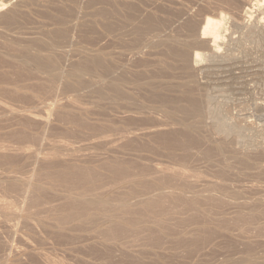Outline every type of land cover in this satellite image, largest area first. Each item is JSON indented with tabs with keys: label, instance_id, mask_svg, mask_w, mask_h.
<instances>
[{
	"label": "rangeland",
	"instance_id": "rangeland-1",
	"mask_svg": "<svg viewBox=\"0 0 264 264\" xmlns=\"http://www.w3.org/2000/svg\"><path fill=\"white\" fill-rule=\"evenodd\" d=\"M226 1L0 0V264L264 258V0ZM193 24L220 43L187 70L156 45Z\"/></svg>",
	"mask_w": 264,
	"mask_h": 264
},
{
	"label": "bare ground",
	"instance_id": "bare-ground-1",
	"mask_svg": "<svg viewBox=\"0 0 264 264\" xmlns=\"http://www.w3.org/2000/svg\"><path fill=\"white\" fill-rule=\"evenodd\" d=\"M221 1V0H220ZM230 1V0H229ZM228 1V2H229ZM232 1V0H231ZM234 1V0H233ZM236 1V0H235ZM254 1V0H253ZM256 1V3L259 5V2H260V0H255ZM7 2V1H6ZM35 2V1H34ZM225 2H227L226 0H225ZM33 3V2H32ZM2 4H4V3H2ZM22 4V3H21ZM29 5H30V3H29ZM131 6H133V5H131ZM257 6V5H256ZM0 7H1V5H0ZM137 7V6H136ZM136 7H132V8H136ZM252 8V7H251ZM130 10H133V9H130ZM137 10V9H136ZM252 10V9H251ZM12 11V10H11ZM8 12H10V11H8ZM54 12H56V11H54ZM131 12H133V11H131ZM135 12V11H134ZM133 12V13H134ZM14 13V12H13ZM20 13V12H19ZM60 13V12H59ZM58 13V14H59ZM132 13V14H133ZM5 14V13H4ZM22 14V13H21ZM104 14V13H103ZM9 15V17H10V14H8ZM47 15V14H46ZM2 16V15H1ZM49 16V15H48ZM132 16H134V15H132ZM16 17V16H15ZM50 17V16H49ZM53 17V16H52ZM64 17V16H63ZM135 17V16H134ZM3 18V17H2ZM54 18V17H53ZM13 19H15V18H13ZM52 19V18H51ZM7 20H9V19H7ZM61 20V19H60ZM9 21H11V20H9ZM19 21V20H18ZM51 21V20H50ZM57 22H58V20H56ZM56 21H55V23H56ZM153 21H154V18H150L149 19V21H148V23H149V25L150 26H152V23H153ZM8 22V21H7ZM53 22V21H52ZM60 22V21H59ZM58 22V23H59ZM71 22V21H70ZM10 23V22H9ZM12 23V22H11ZM18 23V22H17ZM68 23V22H67ZM194 23V22H193ZM3 23H1V25H2ZM16 24V23H15ZM66 24V23H65ZM160 24V23H159ZM158 24V25H159ZM194 25V24H193ZM193 25H191V26H189V27H191V33L193 34L192 36H193V39L192 40H190V41H187V42H179V41H177V40H172V39H168L167 41H163V40H159V42H158V40H157V47L156 48H158V49H163V47L164 48H166L167 49V51L169 52V55H170V59H172L173 60V63H180V64H182L187 70H190L191 68H192V66H193V64H194V57L196 56L195 55V52H196V50L197 49H199V48H204V47H207V48H209L210 46H215L216 47V45H218V43H220L219 41H218V43L216 42V40L215 39H209L208 40V38H206L207 40H204L205 39V37H214L213 35H210V34H208L207 36H206V34L208 33V32H213L214 33V31H208L207 30V32H206V34H203V32L201 33L200 32V30H202V29H198L197 27H195V25L193 26ZM225 25V24H224ZM55 26V25H54ZM212 26V25H211ZM216 26V25H215ZM220 26V25H219ZM223 26V25H222ZM227 26V25H226ZM6 27V26H5ZM161 27V26H160ZM163 27V26H162ZM162 27H161V29H162ZM209 27V26H208ZM68 28V27H67ZM215 28H217V27H215ZM226 28H228V27H226ZM251 28V27H250ZM71 29V28H70ZM160 29V30H161ZM221 29H223V27L221 28ZM204 30V33H205V31H206V29L204 28L203 29ZM211 30V29H210ZM220 30V29H219ZM228 30H230L229 28H228ZM54 31H55V29H54ZM68 30H66V28L65 29H59V30H57V31H55V32H53V33H50V34H52V36L55 38V39H67V38H69L68 36L70 35L68 32H67ZM218 31V30H217ZM217 31H215V32H217ZM220 32V31H219ZM249 32V31H248ZM35 33V32H34ZM47 33V32H46ZM222 33V32H221ZM19 34V33H18ZM69 34V35H68ZM217 33H215V35H216ZM218 34H220V33H218ZM217 34V35H218ZM3 35H4V33H3ZM6 35V34H5ZM35 35V34H34ZM204 36V38H203V36ZM237 35V34H236ZM45 36V35H44ZM67 36V37H66ZM239 36V35H238ZM216 37H219V36H215V38ZM221 37V36H220ZM3 38H4V36H3ZM45 38V37H44ZM47 38H49V36L47 37ZM203 38V39H202ZM10 39V38H9ZM33 39V38H32ZM49 39H51L52 40V38L50 37ZM55 39H54V41H55ZM217 39V38H216ZM221 39V38H220ZM6 40V39H5ZM31 40V39H30ZM64 41V40H63ZM237 41H239V40H237ZM26 42V41H25ZM29 42V41H28ZM37 42V41H36ZM36 42H34L35 43V45H36ZM43 42V41H42ZM66 42V41H65ZM69 42V41H68ZM241 42V41H240ZM30 43H31V41H30ZM34 43H32V44H34ZM43 43H45V42H43ZM43 43H41V44H39L38 45V43H37V49L39 50V51H45V49L47 50V48H48V50H50L49 49V45L51 46V43H53L52 41L51 42H49L50 44H48V45H46V43L45 44H43ZM55 43H57V45L59 44V42H55ZM54 43V44H55ZM156 43V42H155ZM215 43H217V44H215ZM238 43V42H237ZM23 44V43H22ZM24 44H26V43H24ZM31 44V46L33 47L34 45H32ZM223 44V43H222ZM1 46V45H0ZM58 46H60V45H58ZM58 46H56V47H58ZM62 46V45H61ZM213 46V47H214ZM219 46H221V45H219ZM5 47V46H4ZM36 47V46H35ZM52 47V46H51ZM214 47V48H215ZM223 47V46H222ZM221 47V48H222ZM11 48V47H10ZM34 48V47H33ZM31 49V48H29V49H27L26 51H25V57L27 58V60L30 62H34L35 64H36V66H38L39 67V69H40V71H42V73H43V71H47V72H54V71H57V67L59 68V65L56 67V65H55V62L52 60V59H50V58H46V57H42L41 55H40V53L39 52H37L36 50H34V49ZM210 48H212V47H210ZM209 48V49H210ZM214 48H212V49H214ZM219 48V47H218ZM212 49H211V51H212ZM216 49V48H215ZM164 51H165V49H163ZM206 50V49H205ZM15 51V50H14ZM20 51V50H19ZM36 51V52H35ZM163 51V52H164ZM167 51H165L166 52V54H167ZM193 51H195L194 52V54H193ZM8 52H9V50H8ZM199 52V51H198ZM214 52V50L212 51V53ZM218 52H220L219 50H218ZM217 52V53H218ZM197 53V52H196ZM248 54V53H247ZM6 55V54H5ZM49 56V55H48ZM50 57V56H49ZM52 57V56H51ZM57 57V56H56ZM53 58V57H52ZM196 58H197V56H196ZM20 59V58H19ZM1 60H2V58H1ZM3 64V63H2ZM89 65H90V67H89ZM14 66V65H13ZM18 66V65H17ZM105 66V64H104V62H103V60L99 57H97V58H93V59H90L87 63H82V64H80V65H78V66H76L75 65V68H74V71H73V73H74V75L76 76V75H78L79 77H80V75L81 74H83L84 72H87V71H89L90 69H91V67L92 68H98V67H104ZM183 67V68H184ZM73 69V68H72ZM104 69H105V71L106 72H111V71H113V68L112 67H110V66H105L104 67ZM30 74H31V72H30ZM29 74V75H30ZM32 74H34V73H32ZM12 75V74H11ZM19 74H17L16 76H18ZM35 75H37V74H35ZM34 75V76H35ZM5 76V75H4ZM20 76V75H19ZM32 76V75H31ZM69 76V75H68ZM54 77H55V79H60V77H61V74H57V75H54ZM74 77V76H73ZM38 78H41V77H38ZM7 79V78H6ZM42 79V78H41ZM40 80V79H39ZM44 80V79H43ZM20 81V80H19ZM58 81V80H57ZM75 81V80H74ZM50 82H52V81H50ZM59 82V81H58ZM48 83V82H47ZM68 83V82H67ZM70 84V83H69ZM40 85H42V84H40ZM55 85V84H54ZM43 86V85H42ZM45 86H47V85H45ZM20 87V86H19ZM38 87H39V85H38ZM44 87V86H43ZM56 87V86H55ZM58 88V87H57ZM43 89V88H42ZM44 89H45V87H44ZM48 89V86H47V88H46V90ZM50 89V88H49ZM4 90V89H3ZM54 90V89H53ZM52 90V92H54ZM11 91V90H10ZM49 91V90H48ZM9 92V91H8ZM42 92V91H41ZM40 92V93H41ZM44 94H45V90H44ZM46 94H47V92H46ZM45 94V95H46ZM201 102H202V100H201ZM200 102V100L199 99H190L189 100V104H188V106L187 107H185V108H183L182 109V111L185 113V114H187V115H189V116H202V114H203V110H204V107H205V105L203 106V102L201 103ZM208 106V105H207ZM208 109V108H207ZM205 111V110H204ZM212 112V111H211ZM210 113V112H209ZM221 120V119H220ZM216 121V120H215ZM217 122V121H216ZM218 124V123H217ZM221 126V125H220ZM223 127V126H222ZM226 127V126H225ZM224 127V128H225ZM220 128V127H219ZM227 128V127H226ZM214 129H216V128H214ZM217 131L219 130L220 131V129H216ZM234 130V129H233ZM223 132H224V130H223ZM218 133V132H217ZM232 133V132H231ZM219 134H221V132L219 133ZM235 134V133H234ZM224 136V135H223ZM227 136H229V135H227ZM236 136V135H235ZM226 137V136H225ZM229 139V138H228ZM227 141V140H226ZM226 147V146H225ZM219 149H221V148H219ZM8 151V150H7ZM12 154V153H11ZM208 154H210V152L208 153ZM214 154V153H213ZM218 155V154H217ZM214 156V155H213ZM15 157V156H14ZM210 157V156H209ZM208 157V158H209ZM243 161H245V160H243ZM251 163V162H250ZM250 163H248L247 161L244 163H242L245 167L246 166H249V164ZM252 165V164H251ZM179 174V173H178ZM177 174V175H178ZM11 175V174H10ZM179 175H182V174H179ZM1 177V176H0ZM3 177V176H2ZM186 177V176H185ZM11 178H13V177H11ZM11 178H9V179H11ZM15 179V178H14ZM219 179V178H218ZM210 185V184H209ZM214 185V184H213ZM217 184H215V187H217L216 186ZM211 187V186H210ZM209 187V188H210ZM12 188V187H11ZM212 188H214V187H212ZM211 188V189H212ZM218 188V187H217ZM217 188H215V189H213V191L214 192H217V193H219V191H220V189H219V191H216V189ZM12 189H14V188H12ZM186 190V189H185ZM184 190V191H185ZM210 190V189H209ZM209 190H206V191H208V193H209ZM3 191H5V189L3 190ZM13 191H15V190H13ZM213 191L211 190V192L210 193H213ZM10 192H12V191H10ZM188 192V191H187ZM8 193V192H7ZM185 193V192H184ZM195 193V192H194ZM220 193H221V191H220ZM212 195H214V193L212 194ZM3 198V197H2ZM5 199V198H4ZM3 200V199H2ZM2 200H1V198H0V203L1 204H3L2 203ZM4 203H5V201H3ZM10 204V203H9ZM8 206V203L6 202L5 203V205L3 204L2 206L0 205V207H3V206ZM10 206V205H9ZM4 208V207H3ZM7 209H6V211H9V213L11 214H13L14 212H11V211H13L12 209H11V207H6ZM259 220V219H258ZM232 226V225H231ZM233 228V227H232ZM240 228V227H239ZM242 228V227H241ZM238 230V229H237ZM264 231V230H263ZM262 232V231H261ZM262 236V235H261ZM258 237V236H257ZM263 237H264V235H263ZM261 242V241H260ZM254 243V242H253ZM244 244V243H243ZM258 244V243H257ZM262 244V243H261ZM239 245H241V243H239ZM240 247V246H239ZM247 247V246H246ZM257 247V246H256ZM242 248V247H241ZM249 248V247H248ZM250 248H251V246H250ZM237 249V248H236ZM244 249H245V247H244ZM253 249V248H252ZM257 249H259V248H256V250ZM238 251H239V249H237ZM241 250V249H240ZM243 250V249H242ZM241 250V251H242ZM248 250H251V249H248ZM247 250V251H248ZM254 251V250H253ZM252 251V252H253ZM261 251H263V250H261ZM234 252V251H233ZM237 252V251H236ZM249 252V251H248ZM247 252V253H248ZM251 252V251H250ZM249 252V253H250ZM254 253V252H253ZM264 253V252H263ZM241 254V253H240ZM260 254H262V253H260ZM259 254V255H260ZM234 255V254H233ZM237 260H239V261H237ZM237 260H235L236 262H234L233 264H264V258H257V257H253L252 256V254H249L247 257H245V258H243L242 257V259L240 258V259H237Z\"/></svg>",
	"mask_w": 264,
	"mask_h": 264
}]
</instances>
